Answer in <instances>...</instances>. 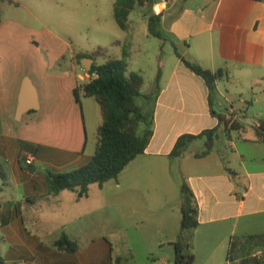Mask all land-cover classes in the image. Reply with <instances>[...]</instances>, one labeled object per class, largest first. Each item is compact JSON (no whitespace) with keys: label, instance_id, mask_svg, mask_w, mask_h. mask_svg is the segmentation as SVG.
<instances>
[{"label":"crops","instance_id":"1","mask_svg":"<svg viewBox=\"0 0 264 264\" xmlns=\"http://www.w3.org/2000/svg\"><path fill=\"white\" fill-rule=\"evenodd\" d=\"M2 4L0 181L7 184L0 188V241L6 247V258L0 260L4 264H110L99 237L92 236L90 241L88 234L90 228L102 223L98 215L103 201L93 203L90 193L87 198L70 190L54 193L50 181V173L82 167L95 153L96 146L87 150L91 133L95 135L103 122L100 106L95 107L90 101L94 98L82 90L80 103L74 95L76 88L87 83L84 72L88 70L84 59L78 63L77 55L88 51L74 50L52 30L27 33L17 21L3 17ZM149 5L162 15L164 37L159 39L163 50H150L152 77L145 79L143 89L147 95L159 90L154 135L145 153L118 176V191L112 196H127L133 209L138 196L152 211L174 203L178 219L172 223L160 220V231L170 225L180 228L167 240L174 246L184 236L182 197L175 203L166 193H152L151 188L182 175L199 206V226L191 232L205 252L201 264H257L261 256L264 264V228L256 232L260 224L254 221L258 218L264 226V166L251 165L264 163V137L257 133L260 121L246 120L264 117V0H192L190 4L148 0L140 7L143 13L134 19L130 14L127 30L120 28L113 14V19L100 27L115 39L111 40L113 48L105 49L108 57L124 59L128 72H135L129 65L133 54L141 51V36H150ZM174 44L188 61L228 73L229 79L217 82L213 105L205 81L186 67ZM104 61V57L97 60L99 64ZM138 69L137 73H144L142 66ZM21 108L24 112L19 115ZM213 112L238 125L226 134L220 132L227 139L224 150L214 149L209 156L197 158L205 146L203 138L193 142L184 156L171 157L181 136L199 135L219 125ZM199 142L203 148L196 150ZM29 158L32 165L26 163ZM33 167L35 171L30 170ZM126 172L127 183L121 179ZM12 182L17 192L10 195L4 188ZM107 184L98 186L101 197H105ZM63 235L78 244L76 252L57 247ZM219 249L222 253L217 257Z\"/></svg>","mask_w":264,"mask_h":264},{"label":"trees","instance_id":"2","mask_svg":"<svg viewBox=\"0 0 264 264\" xmlns=\"http://www.w3.org/2000/svg\"><path fill=\"white\" fill-rule=\"evenodd\" d=\"M6 0H0L1 4ZM148 0H114V17L121 29L127 30L128 18L136 8L145 6ZM263 1V0H255ZM9 2H11L9 0ZM161 14L152 12L147 16L148 33L158 39H164L161 28ZM176 55L182 59L187 68L200 76L210 91V105H213L214 95L217 91V82L229 79V75L223 69L212 71L203 68L200 64L188 61L177 50ZM105 58L101 64L99 58ZM83 59L94 61L90 72H97L98 77L74 90L76 100L80 103L82 90L87 97H93L100 106L103 122L97 131V144L95 153L90 162L82 167L66 173H50L52 191L59 193L65 190L75 191L80 198H87L90 186L97 184L100 188L112 179H117L123 170L137 157L143 155L154 135L155 109L159 90L154 95L143 92L145 78L137 72H128V66L124 59L107 56V49H98L77 55L78 63ZM158 85V82H157ZM158 88V86H157ZM219 125L206 130L199 135L185 134L181 136L171 153V157L179 158L186 154L190 145L205 139V148L196 154L197 158H205L214 150L215 143L222 131L224 134L237 128V123L231 118L218 115ZM257 133L264 137V120L259 122ZM0 175L3 172L0 167ZM181 230L182 232L194 230L199 226V206L197 199L186 181L181 185ZM176 264H193L194 256L185 253L187 244L183 237L174 244ZM57 247L76 252L78 244L67 235H63L57 242ZM0 264H4L0 260Z\"/></svg>","mask_w":264,"mask_h":264},{"label":"rangeland","instance_id":"3","mask_svg":"<svg viewBox=\"0 0 264 264\" xmlns=\"http://www.w3.org/2000/svg\"><path fill=\"white\" fill-rule=\"evenodd\" d=\"M113 1L114 0H16L15 3L5 1L2 4V15L9 21H17L23 26L24 30L33 32V34H40L45 31H54L58 33L63 39H66L76 51H88L92 52L99 47L112 49L111 45L112 37L111 33H106L101 27L102 24H106L109 20L113 19ZM189 4L192 0L184 1ZM155 9V8H154ZM159 9V7L157 8ZM148 14L154 12L149 5ZM144 10L138 8L131 14V19L135 16L143 13ZM134 26V23H131ZM140 27V23L138 28ZM143 40V46L141 51L133 54L132 61L129 65V70L139 72L138 66H142L146 81H149L152 77L153 61L150 58V50L153 47L162 48L159 39L153 36L140 38ZM154 43V45H153ZM116 51L120 49L115 47ZM161 50V51H162ZM119 52V51H118ZM128 68V67H127ZM91 103L98 107L97 102L94 99L90 100ZM217 110H224L216 106ZM250 123L257 120L262 121L264 117L259 119L249 118ZM94 136H90L88 152L96 146ZM205 141V140H204ZM227 139L224 134H220L219 139L215 143L214 149L224 150V144ZM93 146V148H92ZM203 148L202 142L197 143L196 150ZM205 148V146H204ZM204 148L202 150H204ZM244 148H242L243 150ZM245 150V149H244ZM93 151V150H92ZM260 151V149H257ZM252 167L257 168L264 166V163H252ZM204 167H200L203 169ZM41 170L38 168V171ZM128 173L121 176L126 183L128 181ZM117 179L108 181L107 188L104 191V196L99 195L100 190L97 184L90 186V194H92V202L103 201L99 206L103 207V210L98 215V219L102 220V223L98 226H94L88 230L90 235V241L92 236L99 237V241L102 242L103 253L108 254L110 264H175V249L167 240L170 236L176 234L177 228L180 232V228H172L170 225L166 229L160 231V220L165 218L170 223L177 218V210L172 207L174 203L162 209L161 211H152L144 206V199L138 196L135 198L136 207L133 209L132 204L129 203V198L125 195L114 198L113 192H117ZM184 178L182 175L171 176L170 181L166 184L160 183L154 185L151 188L152 193L162 191L166 193L170 199L176 200L178 203L181 197V185ZM3 184H7L6 181H0V188H3ZM6 189V190H5ZM5 191L15 194L17 192V186L15 182L10 183V187H5ZM109 191V192H107ZM99 196V197H98ZM98 197V198H97ZM151 198V197H150ZM153 202L155 198L152 197ZM132 201V199L130 198ZM69 206L68 204H63ZM135 206V205H133ZM178 219V218H177ZM254 221H258V229L256 232H262L264 226L261 227L258 218H254ZM165 235L164 240L161 239L162 235ZM184 241L187 244L185 253H191L197 260L194 264H201L204 260L205 252L203 246L193 240L192 232L185 231ZM199 239V238H198ZM85 240V241H89ZM166 240V241H165ZM162 241H164L162 243ZM189 247V248H188ZM6 247L0 241V259L6 258ZM221 249L216 252L217 257L221 256ZM261 256L257 261V264L262 263ZM167 259L165 262L164 260ZM218 262V261H217ZM213 264H219V263Z\"/></svg>","mask_w":264,"mask_h":264},{"label":"built area","instance_id":"4","mask_svg":"<svg viewBox=\"0 0 264 264\" xmlns=\"http://www.w3.org/2000/svg\"><path fill=\"white\" fill-rule=\"evenodd\" d=\"M98 77V73L97 72H90L89 70H86L84 72V78L85 80H87V83L90 82L91 80L95 79ZM27 165H32L33 164V159L29 158L26 161Z\"/></svg>","mask_w":264,"mask_h":264},{"label":"water","instance_id":"5","mask_svg":"<svg viewBox=\"0 0 264 264\" xmlns=\"http://www.w3.org/2000/svg\"><path fill=\"white\" fill-rule=\"evenodd\" d=\"M83 63H84V65H85L86 69L90 70L91 67H92V65H93V63H94V61L91 60V59H84V60H83ZM23 112H24V111H23V109L21 108V109L19 110V115H22ZM30 170H31V171H35V168H34V167H33V168H30Z\"/></svg>","mask_w":264,"mask_h":264}]
</instances>
